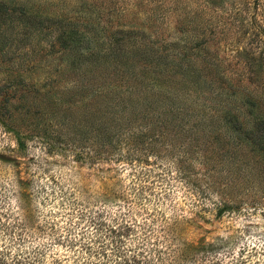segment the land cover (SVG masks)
I'll return each mask as SVG.
<instances>
[{"label": "rangeland", "instance_id": "1", "mask_svg": "<svg viewBox=\"0 0 264 264\" xmlns=\"http://www.w3.org/2000/svg\"><path fill=\"white\" fill-rule=\"evenodd\" d=\"M0 3V264H98L108 229L145 212L153 229L122 247L152 243L157 264H264V152L248 138L264 118V0ZM120 28L146 33L129 43L149 50L147 79L179 92L186 69L200 72L189 92L198 115L222 125L226 154L222 167L193 163L205 201L167 161L124 165L78 146L83 117L107 103L92 91L110 79L101 62H113ZM217 191L229 205L219 217L208 207ZM201 241L218 245L173 258L181 242Z\"/></svg>", "mask_w": 264, "mask_h": 264}, {"label": "trees", "instance_id": "2", "mask_svg": "<svg viewBox=\"0 0 264 264\" xmlns=\"http://www.w3.org/2000/svg\"><path fill=\"white\" fill-rule=\"evenodd\" d=\"M0 9H6L5 4L0 3ZM115 32L117 37L112 35L114 47H111L113 62H101L110 79L104 85L99 83L92 91V95L96 97L106 96L107 103L100 106L95 103L94 109L90 111V117L88 119L83 117L84 123L77 129L83 144L78 146L87 147L86 153L91 154L95 160L115 158L112 160L124 165H146L149 163L150 155H153L154 159H159L158 165L162 166L163 162L167 161L168 167L165 168L167 172L172 168L174 176L190 185V188L192 186L197 198L205 201L209 193L203 191L201 182L206 184L208 181L205 178H198L196 173L200 170L205 171L208 167H222L221 156L225 154V150L221 143L222 125L215 127L211 120L206 121V117L199 116L200 111L197 109L195 97L189 92L191 81L201 79L200 72L186 69L184 73L188 75V80L180 87L182 90L179 92L175 86L167 88L159 85L145 76L150 70L147 61L149 50L143 46L140 48L131 46L129 43L135 39V34L141 37L146 36V33L122 28ZM150 42H158V39L154 38ZM150 42L142 43L145 46ZM98 45L102 46L103 42ZM181 58L189 59V53L183 51ZM6 101L7 99H2V106H5ZM218 113L225 122L228 120V113L219 111ZM4 114L6 112H3ZM71 122L76 124L74 121ZM248 138L253 146L264 152V118L257 119ZM20 140L21 137H17L18 148L22 149ZM193 163L199 164L200 170L193 167ZM140 187L146 186L140 184ZM216 194L219 197L213 199L212 205L208 207L215 211L213 213L215 217H219L229 205L223 201L218 191ZM200 207L207 208L205 205ZM146 214L149 215L145 212V217H141L144 220L141 222L123 224L121 227L112 226L108 229V239L97 251L98 264L159 263L158 258H150L148 255L153 250L159 254L158 247L152 243L144 247L139 243L127 249L122 247V241L126 236L133 233L136 235L139 230V234L146 238V229H153L151 222L146 219ZM217 245L218 243L214 241H201L196 244L181 242L179 252L173 258L180 260L184 258L179 256H183L186 259L195 253L208 252ZM107 246L110 247L109 253L106 251ZM28 264L37 263L31 261Z\"/></svg>", "mask_w": 264, "mask_h": 264}]
</instances>
